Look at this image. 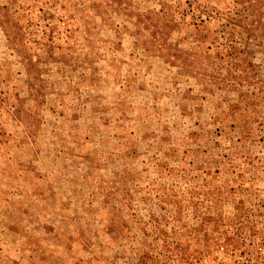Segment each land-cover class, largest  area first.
I'll list each match as a JSON object with an SVG mask.
<instances>
[{
	"label": "rangeland",
	"instance_id": "1",
	"mask_svg": "<svg viewBox=\"0 0 264 264\" xmlns=\"http://www.w3.org/2000/svg\"><path fill=\"white\" fill-rule=\"evenodd\" d=\"M0 264H264V0H0Z\"/></svg>",
	"mask_w": 264,
	"mask_h": 264
}]
</instances>
